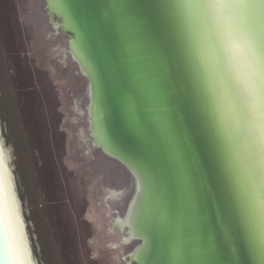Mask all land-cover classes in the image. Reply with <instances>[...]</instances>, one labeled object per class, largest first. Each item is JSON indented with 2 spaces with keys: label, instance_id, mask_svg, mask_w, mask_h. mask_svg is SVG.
Listing matches in <instances>:
<instances>
[{
  "label": "water",
  "instance_id": "1",
  "mask_svg": "<svg viewBox=\"0 0 264 264\" xmlns=\"http://www.w3.org/2000/svg\"><path fill=\"white\" fill-rule=\"evenodd\" d=\"M45 3L89 81L91 144L135 175L126 264H264V0ZM20 13L0 0V264H85Z\"/></svg>",
  "mask_w": 264,
  "mask_h": 264
},
{
  "label": "rangeland",
  "instance_id": "2",
  "mask_svg": "<svg viewBox=\"0 0 264 264\" xmlns=\"http://www.w3.org/2000/svg\"><path fill=\"white\" fill-rule=\"evenodd\" d=\"M30 38L28 59L46 98L58 159L85 264H126L138 237L123 241L115 218L136 192L135 175L93 141L87 123L88 78L68 50L70 35L48 19L45 0H19Z\"/></svg>",
  "mask_w": 264,
  "mask_h": 264
},
{
  "label": "snow or ice",
  "instance_id": "3",
  "mask_svg": "<svg viewBox=\"0 0 264 264\" xmlns=\"http://www.w3.org/2000/svg\"><path fill=\"white\" fill-rule=\"evenodd\" d=\"M221 0H206L203 7L207 9L221 7ZM252 95L254 97L255 124L258 130V142L253 140V155L259 156L260 181L264 184V84H253Z\"/></svg>",
  "mask_w": 264,
  "mask_h": 264
},
{
  "label": "bare ground",
  "instance_id": "4",
  "mask_svg": "<svg viewBox=\"0 0 264 264\" xmlns=\"http://www.w3.org/2000/svg\"><path fill=\"white\" fill-rule=\"evenodd\" d=\"M98 148H101L100 145L98 146ZM112 156H113V155H112ZM113 157H114V156H113ZM114 158H115V159H118V158H116V157H114ZM135 237H138L137 239H138V241H139V243L136 244V246H137V245H139V244L142 243V241H143V237L140 236V235H136ZM136 246L132 249V251L136 248ZM132 251H131V252H132ZM131 252H130V253H131Z\"/></svg>",
  "mask_w": 264,
  "mask_h": 264
}]
</instances>
